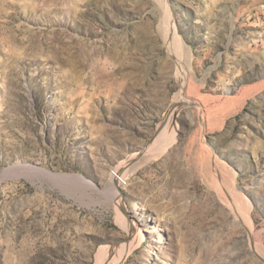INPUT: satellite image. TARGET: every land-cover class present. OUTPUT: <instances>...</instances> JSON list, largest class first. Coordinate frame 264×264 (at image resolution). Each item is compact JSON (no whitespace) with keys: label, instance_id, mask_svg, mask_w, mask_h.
I'll return each instance as SVG.
<instances>
[{"label":"rangeland","instance_id":"rangeland-1","mask_svg":"<svg viewBox=\"0 0 264 264\" xmlns=\"http://www.w3.org/2000/svg\"><path fill=\"white\" fill-rule=\"evenodd\" d=\"M0 177V264H264V0H0Z\"/></svg>","mask_w":264,"mask_h":264},{"label":"bare ground","instance_id":"bare-ground-1","mask_svg":"<svg viewBox=\"0 0 264 264\" xmlns=\"http://www.w3.org/2000/svg\"><path fill=\"white\" fill-rule=\"evenodd\" d=\"M168 39H172V38H170V37H168ZM171 43V42H170ZM173 44V43H172ZM169 48V47H168ZM170 48H172L171 46H170ZM183 66V64H180V62H178V74L180 75V79H181V83H182V95H181V97H180V100L177 102V105L175 106V109H174V107L172 108V113H169V115H168V124L163 128V130L158 134V136L155 138V140L146 148V149H143V151L141 152V153H137V154H133V155H131L130 157H129V160H128V164L127 165H125V166H122V167H120L119 169L121 170V173L123 174V170L125 169V168H127V170H129L128 171V174H126V171H125V173H124V176L125 177H127V176H129L131 173V171H132V169H131V166H129L130 164L132 165V162L133 161H135L137 158H140V157H145L146 159H149V158H155V157H158V156H160L163 152H165L166 150H167V148L169 147V146H171L174 142H175V140H176V130H175V128H176V125H175V118L177 117V114H178V112H180L179 111V109H180V107H182V106H194V107H200V105H199V103L198 102H195V101H192L191 99H188L187 97H186V91H185V89H184V85L186 86L187 85V87H188V91L189 92H195V90H194V88H192V87H194V86H192L191 85V83H190V81L191 80H189V78L190 77H188V76H186V74H185V70H184V67H182ZM227 96V95H226ZM230 98H232V97H230ZM229 99V98H228ZM205 102H208L210 99L209 98H207V99H203ZM202 100V101H203ZM225 101V100H224ZM228 102H230L229 104H231L230 105V107H232V105L234 106V103L235 102H237V99H231L230 101H228ZM239 102V101H238ZM221 103H223V102H221ZM225 104H228L227 102L225 103ZM219 105V104H218ZM217 105V106H218ZM216 106V107H217ZM183 108V107H182ZM218 108V107H217ZM222 108H223V106H219V108L218 109H216V115L217 114H220V117H214L215 119L213 120V121H211L210 122V127L211 128H213V127H215V126H219L221 123H222V117H223V115H221V111H222ZM226 109V108H225ZM203 110V109H202ZM230 111V110H229ZM223 112H224V110H223ZM227 112V111H226ZM225 112V113H226ZM201 113V112H200ZM224 113V114H225ZM223 114V113H222ZM203 115V114H202ZM214 116H215V114H214ZM201 117V116H200ZM200 126H201V128L203 129V131H204V126H205V124L202 122V120L200 119ZM206 130V129H205ZM202 132V131H201ZM204 133V132H203ZM203 133L201 134V136H200V144H201V146H202V148L203 149H206V151L208 152V158L210 159V167H211V169H212V174H214V178H215V186H216V190L219 188V183H220V188H222L223 187V184L221 183V181L223 180H221V174L219 173V171H218V168H217V166H216V161H217V156L214 154V153H212V150H211V148H210V146L207 144V142L205 141V139H204V136H203ZM125 163V162H124ZM134 164V163H133ZM208 166V165H207ZM119 170V171H120ZM114 177H113V185H114V187H113V189H114V191H115V193H116V196L118 197V196H120V194H119V191H118V186H117V180H115L116 178H115V176L117 175V173L115 172L114 174H112ZM224 175V174H223ZM118 176H120L119 174H118ZM122 177V176H121ZM123 178V177H122ZM2 178L0 177V180H1ZM125 178H123V181L121 182V183H123V184H125V180H124ZM223 182V181H222ZM112 185V186H113ZM230 192H232V191H230ZM230 208H231V211L233 212V213H236L237 215H239L240 216V219L243 221V224L246 226V228L249 230V237H250V241L252 242V240H253V238H252V236H253V224H252V221H251V216H250V211L248 210V208H247V206L245 205V206H239V205H236V204H229L228 205ZM120 212H121V214L123 215L122 217H124V218H122L124 221H125V223H126V226L125 227H127L128 229H129V231H130V229H133V227L131 226V224H129V220L127 219V216H126V214L123 212V211H121V209H120ZM236 215V216H237ZM238 216V217H239ZM246 229V230H247ZM135 230V229H134ZM135 232V231H134ZM134 232H132V233H134ZM132 233H131V235H132ZM255 233V232H254ZM135 234V233H134ZM132 240H134V239H132ZM259 242V241H258ZM254 244V243H253ZM253 248L255 249L254 251H255V253L256 254H258L259 256H260V258L264 261V245L263 244H261V243H256L255 244V246H253ZM112 262H113V264H121L118 260L117 261H115L114 262V259H112Z\"/></svg>","mask_w":264,"mask_h":264},{"label":"built area","instance_id":"built-area-1","mask_svg":"<svg viewBox=\"0 0 264 264\" xmlns=\"http://www.w3.org/2000/svg\"><path fill=\"white\" fill-rule=\"evenodd\" d=\"M115 178L118 180V182H122L123 178L121 176H118V174L115 176Z\"/></svg>","mask_w":264,"mask_h":264},{"label":"water","instance_id":"water-1","mask_svg":"<svg viewBox=\"0 0 264 264\" xmlns=\"http://www.w3.org/2000/svg\"><path fill=\"white\" fill-rule=\"evenodd\" d=\"M157 134H155V136H156ZM153 140V139H152Z\"/></svg>","mask_w":264,"mask_h":264}]
</instances>
